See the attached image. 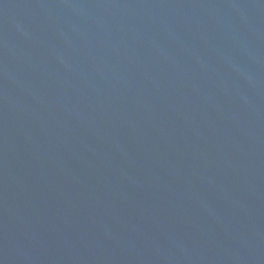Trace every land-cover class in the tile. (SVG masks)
<instances>
[{"label": "water", "instance_id": "obj_1", "mask_svg": "<svg viewBox=\"0 0 264 264\" xmlns=\"http://www.w3.org/2000/svg\"><path fill=\"white\" fill-rule=\"evenodd\" d=\"M0 264H264V0H0Z\"/></svg>", "mask_w": 264, "mask_h": 264}]
</instances>
